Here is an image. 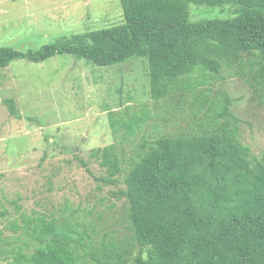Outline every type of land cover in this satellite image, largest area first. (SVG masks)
I'll return each instance as SVG.
<instances>
[{"label":"trees","instance_id":"1","mask_svg":"<svg viewBox=\"0 0 264 264\" xmlns=\"http://www.w3.org/2000/svg\"><path fill=\"white\" fill-rule=\"evenodd\" d=\"M120 1L121 23L67 34L38 48L0 46V70L13 60L39 63L58 54L98 66L143 58L155 100L224 79L225 68L264 97V0ZM191 3L220 14L192 19ZM198 98L199 107L209 102L208 95ZM6 102L18 116L15 101ZM216 103L210 101L211 110ZM230 104L226 96L199 131L141 143L118 192L136 254L114 241L99 245L88 231L96 228L73 214H21L12 228L26 238L0 249L5 264H264V156L253 154L239 137ZM91 155L106 167L102 180L118 184L123 158L117 147H97ZM5 215L1 211L0 220Z\"/></svg>","mask_w":264,"mask_h":264},{"label":"rangeland","instance_id":"2","mask_svg":"<svg viewBox=\"0 0 264 264\" xmlns=\"http://www.w3.org/2000/svg\"><path fill=\"white\" fill-rule=\"evenodd\" d=\"M190 8L192 19L220 14L196 3ZM123 21L120 0H0V46L38 48L67 34ZM223 73L224 79L199 85L195 92L155 100L143 58L98 66L58 54L39 63L13 60L0 70V212L6 211L0 220V249L16 237L26 238L12 228L13 221H22L21 214H73L96 228L88 231L99 245L114 241L136 254L125 199L118 192L125 188L124 177L141 143L199 131L201 123L216 117L214 109L226 96L239 137L253 154L264 156V97L236 71L225 68ZM200 94L209 96L202 107ZM8 99L15 101L18 116L11 113ZM212 100L217 102L213 110ZM108 144L123 158L116 185L102 180L106 167L91 155ZM5 255L0 250V264Z\"/></svg>","mask_w":264,"mask_h":264}]
</instances>
